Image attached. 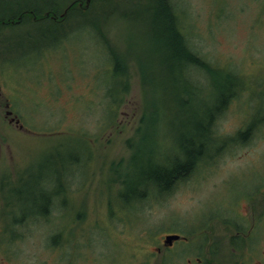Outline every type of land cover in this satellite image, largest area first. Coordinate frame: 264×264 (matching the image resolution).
I'll return each instance as SVG.
<instances>
[{
    "label": "rangeland",
    "instance_id": "374dc122",
    "mask_svg": "<svg viewBox=\"0 0 264 264\" xmlns=\"http://www.w3.org/2000/svg\"><path fill=\"white\" fill-rule=\"evenodd\" d=\"M73 1L0 0V10L13 16L21 7L41 9V17L72 6L58 22L24 16L18 24L0 25V264H155L159 256L150 263L147 257L164 248L165 234L186 237L172 250H197L191 246L201 245L200 229L209 243L216 208L241 202L264 185V141L254 134L236 143L217 137L208 158L170 192L124 203L118 193L143 135L137 132L141 120L158 135L143 144L145 151L165 156L174 147L172 137L185 122L175 107V98H184L181 75L172 76L163 64L165 50L141 13L150 0ZM174 2L185 11L180 22L195 51L236 76L226 105L239 128L259 127L264 0ZM112 56L121 62L118 80ZM202 77L194 79L205 87L193 108L202 107L206 94L216 98L225 84L202 83ZM32 193L39 199L55 193L48 214L31 207ZM59 231L65 245L52 246Z\"/></svg>",
    "mask_w": 264,
    "mask_h": 264
},
{
    "label": "trees",
    "instance_id": "16d2710c",
    "mask_svg": "<svg viewBox=\"0 0 264 264\" xmlns=\"http://www.w3.org/2000/svg\"><path fill=\"white\" fill-rule=\"evenodd\" d=\"M73 2L75 5L78 2H83V0H74ZM71 7L65 10L70 12ZM139 8H142V6ZM46 12H48L47 15L45 14ZM46 12L42 14V17L51 19L53 22L61 21L64 18V15L58 16L52 10H47ZM141 13L145 14L144 18L147 19V26L149 31L153 33L154 41L159 45L162 44L165 50L166 62L163 64L166 65L167 63L172 76L181 75V83L183 84L181 89L184 98H175V107L177 111H184L185 122L182 123L180 130L174 133L172 137L174 139V147L168 152L171 155L161 156L160 154L151 153V148L147 152L142 147L146 141L156 139L158 135H156L157 129H155V126L153 127L151 123L145 124L146 121L141 120V125H139L137 132L143 133V135H141L139 143L133 147L135 150L132 151L129 160L125 164L127 173L122 175L121 185L123 190L118 193L124 203L137 204H142L146 196L158 198L170 192L178 181L188 177L201 161L208 158L215 149L217 137L212 135V126L205 122L206 114L215 108L218 103L227 104L234 95L231 92L227 93L228 85L235 86L238 83L236 76L232 72L221 71L213 63L200 56L190 45L183 33L180 22V19L184 18L185 11L180 10L174 0H150L147 5L143 6ZM0 14H2L0 21L11 19L10 15L5 16L2 9ZM124 17L126 18V13H124ZM0 25H4V23L0 22ZM112 60L114 62L113 75L118 80L117 78L122 73L121 62L114 56H112ZM142 67L148 75L147 68L143 63ZM200 72L203 76L202 83L209 81L210 84H213L215 81H221L225 82V84L220 88V93H218L216 98L206 94L205 101H202V107L193 108V98L198 96V94L200 95L201 92L204 93L203 87L205 86L199 85L200 81H195L198 79L195 78L196 74L198 75ZM148 80L149 84L153 83V79ZM120 82L119 84L121 85ZM173 84L174 87L178 84L176 78H174ZM120 89H122L121 86ZM155 90L157 91V87H155ZM208 96H211L208 100L209 104L207 101ZM162 103L164 102L162 101ZM116 105H118V99L114 102L111 112ZM111 119H113V113H111ZM143 123L145 126H142ZM154 152H156V149ZM131 167L133 171L128 173ZM17 190L10 189V193H21L17 192ZM31 196L33 201L31 207L37 210L41 206L46 215L49 213L51 205L53 206L54 196L56 195L55 193H42L40 199L36 198L37 195L33 193ZM61 235L59 231L57 236L53 235L51 237L52 246L65 245Z\"/></svg>",
    "mask_w": 264,
    "mask_h": 264
},
{
    "label": "flooded vegetation",
    "instance_id": "af4514ba",
    "mask_svg": "<svg viewBox=\"0 0 264 264\" xmlns=\"http://www.w3.org/2000/svg\"><path fill=\"white\" fill-rule=\"evenodd\" d=\"M40 10L21 7L16 9L14 13L17 14L16 16L10 14L11 19L0 22L4 25L18 24L24 16H31L33 20H43L42 14L41 17L36 16ZM65 12L66 10L58 16L65 15ZM4 14L8 15L5 12ZM5 105L7 106L6 102ZM8 112L10 111L6 113ZM241 199L243 201H237L232 206L228 204L226 209H215L217 211L212 214L213 218L211 217L212 227L208 244L205 236H201L202 228L197 233L201 245L191 246L197 250L184 253H181L182 250H172L171 247L178 243L185 245L187 240L182 236L168 247L163 249L155 247L150 252V257H147L148 263L159 256L155 264H264V185L252 188ZM223 210H229V213ZM225 214L233 216L219 217ZM194 252L195 254L191 255Z\"/></svg>",
    "mask_w": 264,
    "mask_h": 264
},
{
    "label": "snow or ice",
    "instance_id": "6c2138e0",
    "mask_svg": "<svg viewBox=\"0 0 264 264\" xmlns=\"http://www.w3.org/2000/svg\"><path fill=\"white\" fill-rule=\"evenodd\" d=\"M205 122L212 126V135L225 143H236L252 134L264 141V120L259 122V127L254 122L250 123L245 133L239 128V123L235 120L234 114L227 109L226 104L218 103L206 114Z\"/></svg>",
    "mask_w": 264,
    "mask_h": 264
},
{
    "label": "water",
    "instance_id": "95a60500",
    "mask_svg": "<svg viewBox=\"0 0 264 264\" xmlns=\"http://www.w3.org/2000/svg\"><path fill=\"white\" fill-rule=\"evenodd\" d=\"M86 2H88V0ZM178 239H179V236L176 235V234L166 235L165 238H164V244L166 246L171 245L173 241H176Z\"/></svg>",
    "mask_w": 264,
    "mask_h": 264
}]
</instances>
